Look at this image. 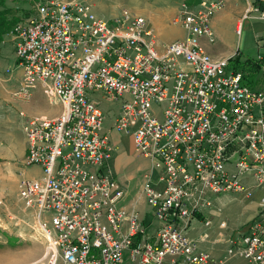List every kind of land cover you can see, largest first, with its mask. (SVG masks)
<instances>
[{"label": "built area", "instance_id": "2783aa9c", "mask_svg": "<svg viewBox=\"0 0 264 264\" xmlns=\"http://www.w3.org/2000/svg\"><path fill=\"white\" fill-rule=\"evenodd\" d=\"M220 6L181 2L171 22L184 36L159 45L143 16L122 11L107 22L85 0L39 1L13 24L14 95L39 88L61 106L22 124L24 164L40 176L19 179L16 195L46 242L44 264H222L232 255L264 264V83H242L228 58L201 47L199 37L214 40L209 18ZM242 17L264 29V0ZM100 100L118 101L112 129L149 160L140 194L151 231L134 207L118 204L124 193L107 165L114 148L101 133ZM255 190L252 217L213 239L226 245L223 259L199 247L206 233L188 235L194 221L210 224L204 212L217 213L222 196L248 200Z\"/></svg>", "mask_w": 264, "mask_h": 264}, {"label": "rangeland", "instance_id": "374dc122", "mask_svg": "<svg viewBox=\"0 0 264 264\" xmlns=\"http://www.w3.org/2000/svg\"><path fill=\"white\" fill-rule=\"evenodd\" d=\"M39 1L43 0H5L4 5L9 7L13 14L19 16V19H22L27 15V13L25 15L20 14L24 12L31 13L34 4ZM85 1L91 5V10L97 17L107 22H109L113 17L119 16L122 11H126L128 14L141 15L144 18L147 15H152L158 22L163 23L166 26H168L171 22V18H173L176 14L179 4L182 1L185 2L188 7L195 6L197 2L194 0ZM10 30L11 28L5 35H3L2 40L0 41V78L10 75V81H8L9 86L13 84V79L18 74V69L15 65L14 45L9 37ZM212 34L213 39L215 38V42L220 45L230 42L229 36L225 35L224 31L218 30L216 33L212 29ZM233 38V43H236V46L240 45V48H243L245 53L250 55L252 59L248 58L247 60H244L245 62L240 59L241 61L239 64L232 62L229 63L228 67L233 68V65L237 68L239 67V69L243 71L242 83L246 85H259L264 83V42H262V39H264V32L257 29L254 25L250 28L243 25L239 28L238 32L234 33ZM8 70H11V72ZM15 91L16 90H13L11 92V96L21 99L20 97L14 95ZM42 102V98L40 97V99H38V103L43 104ZM113 102H110L112 103L110 104L108 101H99V108L104 116L102 130L106 124L110 123V118L117 110L118 101L116 100ZM159 106V104H153L151 107L157 117H160L161 113ZM17 109L19 108L11 111V119L13 122H18L21 118L18 115ZM128 157L129 159L126 165L121 167V176L124 181L123 183H126L128 186V193L126 192V198L124 199L127 207H129L132 199L135 198L136 194L140 191L143 182V169L146 167L147 162V159L134 152L129 154ZM24 158L25 153L23 161ZM127 175H132L130 180H126ZM154 176L155 172H153V177ZM116 179L119 180L118 178ZM244 202V199L239 198L235 194L222 196L223 205L216 206L218 208L217 213L207 215V213L204 212V216L209 218L210 224L208 226H203L200 221L199 223L194 221V230L189 232L188 235L197 239L200 234L206 233V239L199 242V247L202 250L207 251L214 259H223L226 245L223 242H215L213 239L218 235V232L225 235L224 237H228L241 227V223L244 220ZM136 210L138 211V217L143 219L145 224H149L146 230L151 231L154 226V222L150 215V209L144 199L137 201ZM202 219L203 217L200 220ZM221 220H225L226 222L227 227L224 229H220L218 227V223ZM45 246L46 242L40 234L35 224V220L30 212L23 207L22 202L16 195V190L13 194H5V196L0 199V264H44V254L46 252ZM55 264H62V262L57 260ZM120 264H127V262L124 260ZM222 264L252 263H250L245 257L232 255L226 258Z\"/></svg>", "mask_w": 264, "mask_h": 264}, {"label": "crops", "instance_id": "0c3cea01", "mask_svg": "<svg viewBox=\"0 0 264 264\" xmlns=\"http://www.w3.org/2000/svg\"><path fill=\"white\" fill-rule=\"evenodd\" d=\"M194 1H197L196 3H198L200 0ZM221 1L222 6L214 10L209 18V28L211 32L212 29L216 33L218 30L224 31V34L229 36L230 42L220 45L215 42L214 38V41L212 43H209L204 36H201L199 37V43L201 47L211 56L228 58L229 63H239L241 61L240 59H242L243 62H245L244 60H247L248 58L252 59L250 55L245 53L243 48H240V45L236 46V43H233V37L234 33L238 32L239 28L243 25H245L247 28H250L254 25L255 27H257V29L264 32L261 21L258 18L242 17L246 7L258 6L261 0ZM251 15H254V13H251ZM145 18L147 25L154 32L156 43L158 45L161 43L170 42L177 38H182L184 36V30L178 24L170 22L169 25L166 26L163 23L158 22L152 15H147L145 16ZM263 40L264 39H262V42H264ZM233 67L235 66L233 65ZM230 69L233 71H237L234 68ZM19 77L20 70L18 69V74L14 77L13 84L11 86L8 85L10 77L0 78V199L3 198L5 194L14 193V191L16 190V182L19 179L38 178L40 176V169L38 166L25 165L23 163L25 141L21 130V125L25 118L39 116L52 118L57 116L61 110V106L58 103L49 104L39 88L30 89L26 98L17 99L11 96V92L13 90H17L19 87ZM262 84L263 83L259 85H251L255 88H259ZM40 97L42 98L43 104L38 103V99H40ZM16 108H19L17 110L18 115L21 118L20 121L13 122V120L11 119V111ZM117 112L118 103L116 112L110 118V123L106 124L103 130L101 129V133H105L107 135L109 143L114 148L111 157L107 162V165L113 174V178L115 179V181H117V183L123 190V193H125L123 194V196L125 197H122L119 200L118 204L126 206L127 204L125 203L124 199L126 198V192L128 193V186L126 183H123L124 181L121 176V167L126 165L129 159V154L134 151L132 148L130 137L128 135L119 134L112 129V120ZM148 168L149 160L147 159L146 167L143 169L144 172ZM131 177L132 175H127L126 180H130ZM116 178H118L119 180H117ZM259 196L260 191L255 190L251 198L245 200V202L243 203V221L250 219L254 214ZM140 199H143V197L139 191L138 194H136L135 198L132 199L129 206L134 207L136 210V203Z\"/></svg>", "mask_w": 264, "mask_h": 264}, {"label": "trees", "instance_id": "16d2710c", "mask_svg": "<svg viewBox=\"0 0 264 264\" xmlns=\"http://www.w3.org/2000/svg\"><path fill=\"white\" fill-rule=\"evenodd\" d=\"M4 1L5 0H0V41L2 40L3 35H5L8 32V30L13 26V24H15L19 20V16H17L16 14H13L10 11L9 7L4 5ZM26 13L28 14V12H24L20 15H25ZM228 64H229V61H228ZM233 68L237 70V72H240L243 77V71L240 70L239 67L237 68L235 66Z\"/></svg>", "mask_w": 264, "mask_h": 264}]
</instances>
